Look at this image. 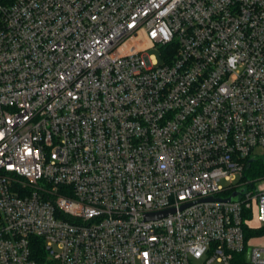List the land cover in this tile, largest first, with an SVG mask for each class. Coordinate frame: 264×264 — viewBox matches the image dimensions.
<instances>
[{"label": "built area", "instance_id": "built-area-1", "mask_svg": "<svg viewBox=\"0 0 264 264\" xmlns=\"http://www.w3.org/2000/svg\"><path fill=\"white\" fill-rule=\"evenodd\" d=\"M257 148L264 0H0V264H264Z\"/></svg>", "mask_w": 264, "mask_h": 264}, {"label": "trees", "instance_id": "trees-1", "mask_svg": "<svg viewBox=\"0 0 264 264\" xmlns=\"http://www.w3.org/2000/svg\"><path fill=\"white\" fill-rule=\"evenodd\" d=\"M264 175V160L258 159L251 164V167L246 172V177L248 179L255 178ZM246 241L250 240L255 236L264 235V225L261 227H244ZM246 251L241 253H235L231 264H246Z\"/></svg>", "mask_w": 264, "mask_h": 264}, {"label": "water", "instance_id": "water-1", "mask_svg": "<svg viewBox=\"0 0 264 264\" xmlns=\"http://www.w3.org/2000/svg\"><path fill=\"white\" fill-rule=\"evenodd\" d=\"M253 161H255V159H251V160L249 161V163H248V167L250 166V164H251ZM238 194H239V192H235V193L233 194V197L236 198V197L238 196ZM203 200H205V201H213V200H218V201H230V200H232V197H230V198H226V199H217V198H214V197H208V198L203 199ZM188 205H189V204H185V205L183 206V208L186 207V206H188ZM173 212H174L173 209H168V210H165V211H161V212H157V213L149 214V215H147V218H148V219H159V218H163V217L167 216V214H169V213H173ZM246 258H247V260L250 259V251H248Z\"/></svg>", "mask_w": 264, "mask_h": 264}, {"label": "rangeland", "instance_id": "rangeland-1", "mask_svg": "<svg viewBox=\"0 0 264 264\" xmlns=\"http://www.w3.org/2000/svg\"><path fill=\"white\" fill-rule=\"evenodd\" d=\"M152 54H156L157 56H159V54L156 51H152ZM260 154H264V150L261 148H257L253 154L254 155H260ZM252 224L254 225L253 227L258 228L261 227L259 226V222L257 221V219H253L252 220ZM251 243H254L255 245L264 247V235L263 236H255L252 237L250 240ZM212 264H217V263H212Z\"/></svg>", "mask_w": 264, "mask_h": 264}]
</instances>
